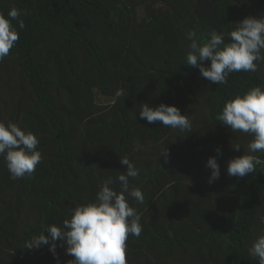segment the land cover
Returning a JSON list of instances; mask_svg holds the SVG:
<instances>
[{"label": "trees", "instance_id": "16d2710c", "mask_svg": "<svg viewBox=\"0 0 264 264\" xmlns=\"http://www.w3.org/2000/svg\"><path fill=\"white\" fill-rule=\"evenodd\" d=\"M13 7L26 28L13 21L20 39L0 62V121L36 134L43 160L33 177L12 179L0 155V264L74 259L65 241L46 262L51 244L26 243L48 225L62 227L76 206L96 202L109 177L119 193L122 157L139 171L130 189L145 198L141 204L126 194L143 226L128 238V264H259L249 249L264 235V163L243 178L227 169L244 154L264 162V152L251 153L253 136L217 116L237 95L264 88V61L256 72L212 84L186 57L189 32L201 45L214 30L228 43L239 22L264 18V0H0L6 17ZM119 89L124 97H116ZM98 95L113 100L101 103ZM144 103L178 107L192 132L150 124L140 117ZM210 157L220 165L211 184Z\"/></svg>", "mask_w": 264, "mask_h": 264}, {"label": "clouds", "instance_id": "9594fccd", "mask_svg": "<svg viewBox=\"0 0 264 264\" xmlns=\"http://www.w3.org/2000/svg\"><path fill=\"white\" fill-rule=\"evenodd\" d=\"M13 21L18 23L20 29L26 28L20 9L13 7L7 17L0 12V62L20 39ZM225 35L214 30L210 40L201 45L195 30L188 34L191 51L187 54L186 63L199 68L202 77L212 84H227L228 76L233 72H256V62L264 61V18L249 16L239 22L237 28L227 34L230 37L228 43H225ZM209 60L211 66L206 67L204 62ZM125 94L124 89H119L116 97H124ZM140 117L150 124L159 121L165 127L192 132L188 115L181 114L176 106L160 104L153 108L144 103ZM217 119L233 132L252 135L253 139L248 145L251 153L264 152V88L256 86L245 95H237L229 100ZM39 143L36 134L22 130L19 124L0 121V155L6 153L12 179L33 177L43 160L42 152L37 150ZM234 149L239 151L240 146L236 145ZM137 150H140L139 145ZM217 152L222 155L220 149ZM162 154L167 160L169 153L166 148ZM121 163L127 166V171L118 177L122 186L119 193L110 187L116 183V179L109 177L102 184L96 202L76 206L71 218L65 219L62 227L58 224L46 226L26 243V248L39 249L51 244L50 250L55 254L57 241H65L68 245L66 254L74 257L68 264H128V238L130 234L139 237L143 226L140 223L141 214L130 206L126 194L141 204L145 198L139 188L130 189L129 178L139 176L135 164L128 157H122ZM262 163L258 156L244 154L229 160L227 171L230 176L243 178L255 173ZM206 166L212 170L209 178L211 184L220 177V165L216 157H210ZM261 171H264V167ZM261 220L264 221V217ZM45 230L50 237L44 235ZM249 252L259 258V264H264V235L254 242Z\"/></svg>", "mask_w": 264, "mask_h": 264}, {"label": "rangeland", "instance_id": "374dc122", "mask_svg": "<svg viewBox=\"0 0 264 264\" xmlns=\"http://www.w3.org/2000/svg\"><path fill=\"white\" fill-rule=\"evenodd\" d=\"M97 99L99 100V102H101V103H105V104H107V103H109V102H111V101L113 100V98H111V97H107V98H105V97L100 96V95H98ZM63 254H64V253H63ZM55 255H56V253L54 254V253L51 251L49 254H47V255L44 256L43 260H44L45 262H46V261H49V260L53 261Z\"/></svg>", "mask_w": 264, "mask_h": 264}]
</instances>
